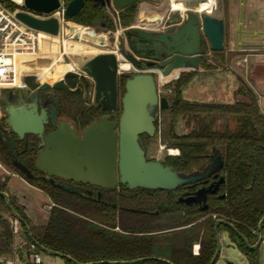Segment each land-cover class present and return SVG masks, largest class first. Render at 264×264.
<instances>
[{
  "label": "water",
  "instance_id": "obj_1",
  "mask_svg": "<svg viewBox=\"0 0 264 264\" xmlns=\"http://www.w3.org/2000/svg\"><path fill=\"white\" fill-rule=\"evenodd\" d=\"M103 6H114L117 10L138 3L141 0H93ZM27 9L35 12L50 13L60 6L59 0H24ZM85 0H71L67 6V17L78 15L85 7ZM16 17L24 24L35 30L51 36L60 33L59 22L56 18L42 20L33 17L27 12H18ZM181 18L175 17L169 21V27L164 31H149L140 28H131L126 31L127 45L122 48L128 62L135 66L133 55L141 50L140 58L151 60L147 65H141V71L127 75L124 83L125 91L119 98L118 75L119 59L113 52L100 53L88 60L79 70L95 81V102L106 111L101 120L94 121L83 130L81 135L71 122L57 121L56 109L48 114L47 110L39 112L38 94L40 89L51 87L43 83L28 99L9 100L7 91L2 88V105L7 113L6 125L19 140L27 141L32 136V144L38 155L36 166L40 172H44L48 179L59 189L70 194L87 197L91 190L74 183L90 184L101 189H115L118 186H127L134 190L145 188L149 190H175L178 187L196 184L214 175L219 166L215 167V160L203 173L186 174L174 169L171 165L159 160L148 159L147 150L142 136L154 138L158 130V121L161 111L170 108L169 98L161 96L155 72L167 78L183 69L200 68V64L206 60L207 51L203 45L204 39L211 51H223L226 42V24L223 17L211 13H199L192 10L187 14L185 21L179 28L174 24L180 23ZM103 46H107L104 44ZM139 57V56H138ZM156 67L149 68L148 66ZM68 88L64 78L59 80L53 88ZM18 88H28L20 85ZM121 110V111H120ZM120 111V112H119ZM183 116L175 117V126L179 122L183 126ZM51 121L52 130L47 128ZM0 139L7 152L12 157L14 165L27 177L32 179L33 172L18 158L14 157L13 149L16 143L5 137L0 130ZM223 157H219V162ZM61 178L65 182L56 183L55 178ZM5 180V177L2 179ZM225 182L222 178L214 182L211 187ZM217 190L213 191L216 192ZM230 195V186L228 187ZM0 195L6 202L12 213L22 222L31 236L28 222L22 218L11 205L9 194L1 191ZM207 199V190L202 188L196 192L194 198L197 202ZM220 224L229 226L235 230V226L222 219L216 221L215 233L217 248L209 264H216L221 254ZM259 239L252 245L239 234L251 250H258L261 246L264 234V217L259 223ZM50 253L59 255L65 259L76 262L71 256L42 247ZM173 264L171 261L152 257ZM140 260V259H139ZM139 260L130 261L136 263ZM226 264H233L225 259ZM126 261H97L87 264H123Z\"/></svg>",
  "mask_w": 264,
  "mask_h": 264
},
{
  "label": "trees",
  "instance_id": "obj_2",
  "mask_svg": "<svg viewBox=\"0 0 264 264\" xmlns=\"http://www.w3.org/2000/svg\"><path fill=\"white\" fill-rule=\"evenodd\" d=\"M85 1L82 11L68 19L86 26L99 23L103 19L104 6L93 0ZM222 1L226 4L228 0ZM7 6L12 10L18 7L11 1H8ZM137 7L135 3L120 11L122 27L133 25ZM144 12L142 10L139 17ZM203 65L205 68L211 67L207 63ZM188 78L182 76L175 83L168 84L170 89L173 86L169 95V112L174 117L182 115L193 118L197 129L193 135L178 137L170 124L164 131V143L179 148L181 155L168 157L166 164L178 171L190 172L204 166L211 146L222 144L228 148L229 198L211 200L209 211H197L192 216L179 215L164 222L158 217L150 219L142 214L131 217L125 208L119 211L105 208L93 200L56 188L43 177L27 178L14 165L0 139V162L45 191L54 202L47 223L32 226L24 208L10 197L13 208L30 226L31 236L19 221L30 244L36 245L35 251L40 252L44 247L69 255L80 264L97 261L169 264L152 257L163 258L173 264H209L217 248L216 220L222 219L232 223L235 230L220 224V232L228 231L231 241L250 259L258 254L239 235L254 245L259 239V223L264 217V113L260 110L258 97L243 84L236 93L238 99L231 104L187 101L182 98V86ZM124 83L125 79L122 82L123 92ZM229 118L235 119L236 127L230 129L224 123L222 130L219 129V120L227 122ZM36 158L32 157L30 162L19 160L40 174L35 166ZM7 181V177L4 181L0 178V192L6 191ZM125 190L130 191L124 189V195L127 194ZM16 220L18 218L12 213L6 199L0 195V258L13 252V223ZM196 243L200 244L197 255L193 252ZM133 260L139 261L130 263Z\"/></svg>",
  "mask_w": 264,
  "mask_h": 264
},
{
  "label": "rangeland",
  "instance_id": "obj_3",
  "mask_svg": "<svg viewBox=\"0 0 264 264\" xmlns=\"http://www.w3.org/2000/svg\"><path fill=\"white\" fill-rule=\"evenodd\" d=\"M178 1L184 2V0H141L138 4L137 14L135 17V22L133 25L124 28L120 25L119 14L120 11L117 10L114 6L107 7L104 6L103 19L94 25L86 26L73 22L74 24H70L66 32L62 33L58 36H51L44 32H38L35 34V49L26 48L22 49V52L17 54L16 56V76L14 81H11L8 85H5L3 88H18L20 85H24V80H35L36 82H45L54 84L65 78L66 74L71 72H67L61 76L63 70L67 67H72L73 64L75 67L72 70H80L84 64L100 53L113 52L119 56L120 64L127 62L122 55L125 57L122 52V48L127 45V36L126 31L135 27V25H141L138 22L139 14L142 10H144L147 16L152 17L155 16L159 18V21L155 22L152 26H160L161 21H163L166 15L170 14L174 17L179 16L177 11H173L172 3H177ZM193 2V0H190ZM189 1V2H190ZM201 1V0H199ZM203 1V0H202ZM192 4V3H191ZM249 5V0H247V8ZM222 7V2L219 4V10ZM218 12V11H216ZM216 12L214 14H216ZM161 19V20H160ZM158 23V24H157ZM88 27L93 29L95 32L101 34L97 36L99 38L106 37L107 46H96L94 44L89 43L88 41L79 38L80 33L82 31V27ZM75 36V37H73ZM237 40V39H236ZM236 40L234 39V43L236 44ZM207 56L210 55L219 56L217 57L218 62L221 61L222 52L223 51H211L209 44L206 42ZM208 57V58H209ZM220 60V61H219ZM25 63L27 65V69H22V64ZM49 63L52 64L48 71ZM56 65V66H55ZM54 66V67H53ZM53 67V68H52ZM52 68V69H51ZM71 69V68H70ZM120 70H123L120 68ZM129 70V69H127ZM141 68L136 66L130 67L129 71H125V73L132 74L140 72ZM122 72V71H121ZM57 75V79L53 78V75ZM157 84L159 88V93L161 96H169L171 94L170 88L168 87L169 82H167V78L162 79L160 73H155ZM199 74H196L194 78L188 79V83L184 84V96L188 97V94L191 92H196V90L202 89L204 81L200 80ZM61 76V78H60ZM212 77V76H210ZM52 78V79H51ZM52 80V81H50ZM175 81V80H172ZM209 81H214V79L209 78ZM167 82V83H166ZM176 82V81H175ZM173 83V82H172ZM203 85V86H201ZM173 86H171L172 89ZM0 88V92H1ZM193 96H189V99ZM0 113L2 114V108L0 105ZM231 120L230 125L234 126L235 119L229 118ZM172 120V116L169 110H164L160 113L159 122H158V130L154 138L144 137L143 143L147 150L148 159H154L159 161H164L170 156H176L178 153H171V149L178 150L176 147L170 145V143L165 144V136L164 131L167 129L169 122ZM161 130V132H160ZM2 167L0 168V178L8 177V172H13L5 167L1 162ZM17 180L11 182V186L16 185ZM17 187V186H14ZM19 191H22L26 197L32 200L33 204L36 206L35 218L38 219L41 223H45L47 218L50 215V211L48 209V205L51 204L50 199L43 192H30L27 189H24L23 186H19L16 188ZM131 191V190H130ZM13 224L19 226V233L15 234L14 248H16V253L18 257H20L25 264L29 263L31 260V254L33 252H37L40 254L42 258V264H80L76 262H67V260L59 255L50 253L46 250L35 251L32 247V244L28 241L23 231L22 226L19 223V220L14 221ZM33 225V223H30ZM39 226V225H37ZM221 233V254L218 262L216 264H226L225 259L231 261L233 264H264V247L261 246L257 251L258 254L250 259L247 255L240 251V249L231 241L230 234L228 231L223 230ZM13 256V253L11 257Z\"/></svg>",
  "mask_w": 264,
  "mask_h": 264
},
{
  "label": "flooded vegetation",
  "instance_id": "obj_4",
  "mask_svg": "<svg viewBox=\"0 0 264 264\" xmlns=\"http://www.w3.org/2000/svg\"><path fill=\"white\" fill-rule=\"evenodd\" d=\"M173 19H175V17ZM184 21L185 19H181L180 23L174 24V26L176 28H179V26H181ZM168 22L169 20L165 21L166 27H169ZM202 42L203 45L206 47V41L203 39ZM142 53L143 51L140 50L137 55H133L135 56L134 64L138 67H140L141 65H147L149 62H151V60L149 59L140 58V55ZM208 57L209 56L206 55V59H208ZM148 67L154 68L156 67V64ZM127 75L128 73L122 72L118 75L117 83L119 98L124 93L122 82L124 79L126 81ZM64 80L68 88H53V86L57 83L56 82L54 84L48 83L49 85H51V87L49 88L40 89L37 100L39 112L42 109H45L47 110L48 114H50L51 110L55 108L58 122H71L73 126L77 129V131L81 135H83V130L85 127L91 125L96 120H101L102 117L107 114V112L103 111L102 108L99 107V105L95 102V81L93 79L85 75L83 72H80L79 70H74L67 73ZM24 81V85L28 88L27 95L24 94L25 90L21 88H9L6 93V97H8L9 100L23 98L28 99L30 94H32L37 88H39L41 84L45 83L36 82L35 80ZM168 82L172 83L174 81L169 80ZM170 91L172 92L171 89ZM2 100L3 93L0 92V105L2 108V114L0 113V130L5 134V137L7 139H11L16 143L17 148L16 150L13 149L14 157L18 159H24L26 162H30L32 157H37L38 155V151H36L35 146H33L32 144L33 137L29 136L27 141L19 140L17 135L13 133L9 127H7V113L3 108ZM175 117L172 116V120L169 122L167 128H169L170 124L172 123L173 128L178 137L193 135V131L197 129V125L195 124V121H193V118L183 117V126H180L179 122H177L175 126ZM224 121L225 120H219V129L222 130V126H224V123L228 124V127L230 129H234L236 127V122L234 126H232L230 125V119H228L227 122ZM47 128H49L50 131L52 130L51 121L49 124H47ZM144 137L145 135L142 136V140L144 139ZM177 149V153L179 152L178 155H181V150L179 148ZM220 156L223 157V161L221 163L219 162ZM227 156L228 148H225L222 144H215L211 146L207 155L206 163L203 167L194 168L190 172L183 173L193 175L197 173H203L210 167V165L213 163V160H215V167H218L220 165L219 170L216 172V175H218V177L215 179L214 174L211 177H208L202 181L197 182L196 184H193V186H182L178 187L175 190H149L145 188H137L131 190L127 186H118L115 189H101L90 184H74L76 186H81L85 189L91 190L92 193L88 194L87 197L83 198L93 200L94 202L103 205L105 208L117 211H119L121 208H125L129 210L131 217L136 216L138 214H142L143 216L149 217L150 219L158 217L161 221L163 220L164 222L168 221L170 218H177L179 215L192 216L193 213H196L197 211H209L211 200H225L229 198L227 192L228 187L230 186V172ZM161 162L166 164L167 159ZM33 174L34 177L37 178H44L46 176L44 172H41L40 174H38L37 172H33ZM222 178H225V182L219 184L218 189L216 188V186L211 187L214 182H219ZM45 180L50 182L48 179ZM55 181L56 183L65 182V180H62L58 177L55 178ZM50 184L52 183L50 182ZM52 185L55 186L54 184ZM202 188H205L207 190V199L202 202H197L194 200V198L196 197V192L201 190ZM124 189H129L131 191L125 190L127 191V194L124 195ZM215 190L217 191L213 192Z\"/></svg>",
  "mask_w": 264,
  "mask_h": 264
},
{
  "label": "crops",
  "instance_id": "obj_5",
  "mask_svg": "<svg viewBox=\"0 0 264 264\" xmlns=\"http://www.w3.org/2000/svg\"><path fill=\"white\" fill-rule=\"evenodd\" d=\"M189 1L190 0H184V5L180 8L173 7L172 5L170 7H172L173 11L178 12L179 10L185 12L186 18L189 12L196 8L199 10L202 5L204 9H208L209 13L218 11L215 15L224 18L226 24V42L225 50L222 52V56H220L222 62H218L217 57L219 56L210 55L208 59L200 64L199 69H183L173 73L167 80H173L177 75H179V78L186 76L190 79L192 77L194 78L196 74H199L200 80L205 82V84H203L204 86L201 85L203 88L196 90L193 95L190 92L188 97H185L183 85L182 98L191 102L204 103H234L238 99L236 94L238 89L241 85L246 84L256 93L260 110L264 113V0H249L248 8L246 6L247 0H228L226 4H224L222 0H203L202 2L199 0H193V2ZM221 2L222 7L219 10V4ZM155 18V16H147L146 12H144L138 19L141 25H135L133 28L149 31H164L167 28L165 21L172 20L174 16L168 14L165 19L161 21L160 26H152V24L154 25L155 22L159 21V18ZM158 23H160V21ZM234 39H237L236 44L234 43ZM204 63H207L211 67L205 68L203 65ZM73 67H75L74 64L70 68L74 69ZM209 78L214 79V81H209ZM175 81L173 83H175ZM187 83H185V85ZM190 95L193 96L191 97L193 99H189ZM4 171L8 174L6 192L16 204L24 208L29 223H33L34 226L46 224L49 217L45 223H41L36 219V206L31 199L16 188L23 186L24 189L30 192H43L51 201V204L48 205V209L51 212L54 202L49 195L42 189L29 183L28 180L20 174L8 172L7 169ZM2 174L1 172L0 175ZM15 180H17V183L14 186L17 187L11 186V182ZM13 227L17 229L16 234H18L20 231L19 226L13 224ZM11 255L12 254L2 256L0 261L11 258Z\"/></svg>",
  "mask_w": 264,
  "mask_h": 264
},
{
  "label": "built area",
  "instance_id": "obj_6",
  "mask_svg": "<svg viewBox=\"0 0 264 264\" xmlns=\"http://www.w3.org/2000/svg\"><path fill=\"white\" fill-rule=\"evenodd\" d=\"M8 1L15 3L18 7L14 10L10 9L7 6ZM59 1H60V6L56 10L50 13H44V12H35V11H31L27 9L25 6L24 0H0V88L1 89L5 85H8L11 81L15 80L17 54L21 53L22 49H26V48L35 49L34 36L35 34H38V32H41L33 28H30L29 26L24 24L22 21H20L16 17V14L18 12L24 11V12L29 13L33 17L42 19V20L56 18L60 26L59 35H61L62 33L66 32L69 25L73 22L69 20L66 15L67 6L70 1L69 0H59ZM197 9L198 8H196L195 10ZM178 13H179V17L182 20L185 19V12L178 11ZM117 57L118 59H120L118 55ZM122 57L126 61H128L126 57H124L123 55ZM132 67H135V66L131 64V68ZM129 70H120L119 68L120 73L121 71L122 73H125V71H129ZM161 77L162 79H165V77L163 76ZM178 79H179V75H177L173 80H178ZM168 81L169 80H167V82ZM158 91H159V88H158ZM14 233L15 234L17 233L16 228H14ZM261 246L264 247V234H263ZM32 247L35 249L36 245L32 244ZM193 252L196 255L199 254L200 252L199 243H196L193 246ZM12 253H13V256L11 258L5 261H0V264H25V262L20 257H18L16 253V248L13 247ZM26 264H42V258L40 254L37 252H33L31 254L30 262Z\"/></svg>",
  "mask_w": 264,
  "mask_h": 264
},
{
  "label": "bare ground",
  "instance_id": "obj_7",
  "mask_svg": "<svg viewBox=\"0 0 264 264\" xmlns=\"http://www.w3.org/2000/svg\"><path fill=\"white\" fill-rule=\"evenodd\" d=\"M201 2H202V0H201ZM183 5H184V3L182 1H178L177 3H172V6L173 7H177V8L183 7ZM177 8H174V9H177ZM198 12H200V13H203V12L209 13L208 12V9H204L202 7V5L200 6V9L198 10ZM71 24H74V23H71ZM81 27H82V31L80 33L79 38L84 39V40L88 41L89 43L94 44L96 46H101L102 47L104 44H107L106 43V37L105 36H104V38H99L97 36H100L101 34L95 32L93 29H90L88 27L86 28V27H83V26H81ZM73 37H75V36H73ZM51 66H52V64L49 63V65H48V71H49V69H50ZM21 67H22V69L23 68L27 69V65H25V63H23ZM130 67H131V64L129 62L128 63L127 62L121 63V67H120V64H119V68H121L123 70L130 69ZM69 71H73V70L70 69L69 67L65 68L63 70L61 76H63V74H65V73H67ZM61 76H60V78H61ZM53 78L54 79H57V75L56 74L53 75ZM50 81H52V80H50ZM171 153L175 154V153H177V150L171 149ZM0 168H1V165H0Z\"/></svg>",
  "mask_w": 264,
  "mask_h": 264
}]
</instances>
